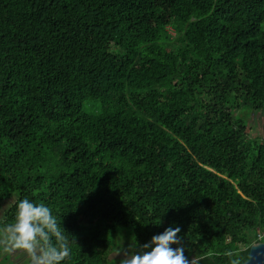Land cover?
<instances>
[{
    "label": "trees",
    "instance_id": "1",
    "mask_svg": "<svg viewBox=\"0 0 264 264\" xmlns=\"http://www.w3.org/2000/svg\"><path fill=\"white\" fill-rule=\"evenodd\" d=\"M246 109L264 111V0H0V223L28 198L65 229L63 264L169 226L228 264L264 231Z\"/></svg>",
    "mask_w": 264,
    "mask_h": 264
},
{
    "label": "clouds",
    "instance_id": "2",
    "mask_svg": "<svg viewBox=\"0 0 264 264\" xmlns=\"http://www.w3.org/2000/svg\"><path fill=\"white\" fill-rule=\"evenodd\" d=\"M14 207L12 221L0 223V255L20 254L28 264H63L70 259L72 249L65 229L49 206L23 198ZM180 232L179 226H169L139 247L121 248L119 264H201L207 257L194 255L189 259ZM225 254L228 264H264V234L252 236Z\"/></svg>",
    "mask_w": 264,
    "mask_h": 264
},
{
    "label": "rangeland",
    "instance_id": "3",
    "mask_svg": "<svg viewBox=\"0 0 264 264\" xmlns=\"http://www.w3.org/2000/svg\"><path fill=\"white\" fill-rule=\"evenodd\" d=\"M234 117L237 119L245 120L249 122L252 129V139L264 140V111L256 112L249 109L236 111ZM11 206V204L3 203V207L0 210V221L4 218V212ZM109 242L113 245L114 251L109 254V264H119L122 258V253L117 255L121 248L127 249L131 246L132 235L125 229H117L116 233L107 235L106 237ZM13 256L0 255V264H28L27 258H23L21 262H15ZM15 257H21V255H15Z\"/></svg>",
    "mask_w": 264,
    "mask_h": 264
},
{
    "label": "crops",
    "instance_id": "4",
    "mask_svg": "<svg viewBox=\"0 0 264 264\" xmlns=\"http://www.w3.org/2000/svg\"><path fill=\"white\" fill-rule=\"evenodd\" d=\"M18 255H20V254H18ZM12 258L14 259L15 262H18L19 260H20L19 262H21V260L23 258H25V257L23 255H21V257H15V256H13Z\"/></svg>",
    "mask_w": 264,
    "mask_h": 264
},
{
    "label": "built area",
    "instance_id": "5",
    "mask_svg": "<svg viewBox=\"0 0 264 264\" xmlns=\"http://www.w3.org/2000/svg\"><path fill=\"white\" fill-rule=\"evenodd\" d=\"M257 234H264V231H258Z\"/></svg>",
    "mask_w": 264,
    "mask_h": 264
}]
</instances>
